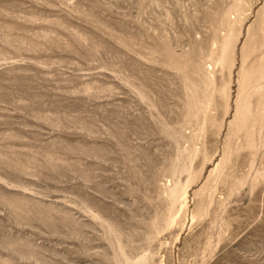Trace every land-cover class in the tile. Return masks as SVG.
<instances>
[{
    "label": "rangeland",
    "instance_id": "obj_1",
    "mask_svg": "<svg viewBox=\"0 0 264 264\" xmlns=\"http://www.w3.org/2000/svg\"><path fill=\"white\" fill-rule=\"evenodd\" d=\"M0 264H264V0H0Z\"/></svg>",
    "mask_w": 264,
    "mask_h": 264
}]
</instances>
